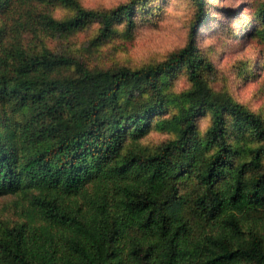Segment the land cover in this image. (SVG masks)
I'll list each match as a JSON object with an SVG mask.
<instances>
[{
  "label": "trees",
  "instance_id": "obj_1",
  "mask_svg": "<svg viewBox=\"0 0 264 264\" xmlns=\"http://www.w3.org/2000/svg\"><path fill=\"white\" fill-rule=\"evenodd\" d=\"M191 1L187 42L164 59L91 67L45 39L94 20L92 45L118 24L132 37L162 6L0 0V196H16L20 211L0 218V264H264V115L216 88L196 39L210 21L264 45V0L240 29ZM180 76L189 85L177 90ZM152 130L170 136L144 143Z\"/></svg>",
  "mask_w": 264,
  "mask_h": 264
},
{
  "label": "rangeland",
  "instance_id": "obj_2",
  "mask_svg": "<svg viewBox=\"0 0 264 264\" xmlns=\"http://www.w3.org/2000/svg\"><path fill=\"white\" fill-rule=\"evenodd\" d=\"M80 1L87 8L108 9L128 0ZM208 1L211 5L209 8L210 15L225 19L227 23L235 24V28L240 29L251 20L249 16L250 6L263 0ZM163 2L164 0H153V4L158 5L159 3L162 6V11L151 21L140 24L132 37H127L123 33L124 24H118V32L113 37L92 45L90 41L100 29L99 22L94 20L87 27L74 34L47 36L45 42L53 51L73 54L91 67L138 66L151 61L162 60L187 42L190 21L195 12L194 3L191 0H166ZM224 8L234 9L237 16L242 17L241 21H236L234 15H225ZM67 13V8L63 7H58L54 11L57 17ZM3 21L8 24L12 23L11 17H4ZM209 22L200 29L196 39L199 48L209 55L217 68L216 88H227L239 102L264 115V67L260 65L262 47L264 46L262 41L249 32L247 33L249 28L240 31L241 39L229 38V33L208 27ZM216 22V19L213 20V24ZM28 33L31 37L33 36L31 32ZM28 33H25V38H29ZM247 65L252 67L250 77L243 75L245 68H241ZM188 85L189 83L184 76H180L175 82L177 90L186 88ZM208 124V116L199 120V126L202 130H205ZM169 136L170 134L167 132L152 130L142 140L144 143L156 144ZM14 200H16V196H0V218L17 219L19 217L20 211L14 205Z\"/></svg>",
  "mask_w": 264,
  "mask_h": 264
}]
</instances>
